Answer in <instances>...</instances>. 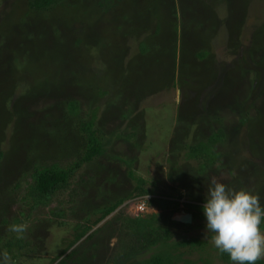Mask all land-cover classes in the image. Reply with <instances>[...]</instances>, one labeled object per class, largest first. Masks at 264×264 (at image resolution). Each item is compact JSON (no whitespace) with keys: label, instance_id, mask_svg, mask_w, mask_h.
<instances>
[{"label":"rangeland","instance_id":"obj_1","mask_svg":"<svg viewBox=\"0 0 264 264\" xmlns=\"http://www.w3.org/2000/svg\"><path fill=\"white\" fill-rule=\"evenodd\" d=\"M98 1L38 12L27 0H0V264H58L72 250L67 264L144 263L162 246L119 259L130 248L129 221L160 214L153 196L179 202L174 221L191 215L198 224H166L170 253H182L177 264H232L186 204L201 206L216 178L248 187L264 205V0H111L109 9ZM186 38L209 55L192 58ZM95 110L105 153L36 206L31 174L78 157ZM218 128L224 155L202 170L187 148ZM139 178L154 195L136 190ZM121 198L56 259L99 208ZM190 239L199 243L179 245Z\"/></svg>","mask_w":264,"mask_h":264},{"label":"trees","instance_id":"obj_2","mask_svg":"<svg viewBox=\"0 0 264 264\" xmlns=\"http://www.w3.org/2000/svg\"><path fill=\"white\" fill-rule=\"evenodd\" d=\"M64 0H27L28 6L38 12H45L52 7L63 3ZM119 1V0H118ZM111 0H99L97 4L104 9H109L108 5ZM106 5V6H105ZM175 30H177L176 24L174 25ZM159 33L160 31L152 32L146 39V41L141 42L140 50L141 53H146L151 46L153 41L151 38L153 34ZM188 43L195 47L192 58H197L199 60H204L207 55H209V49L202 48L196 44V46L188 39L184 41V46ZM192 61V60H191ZM185 82V80H184ZM160 90V88L158 87ZM163 88H161L162 90ZM158 91V90H156ZM70 112L76 114L78 108V102L72 101L69 104ZM96 110L88 121H85L82 126V131L85 133L84 146L79 153V156L74 158L66 166H60L57 163L50 165H42L37 167L35 171L31 174L32 183L30 184V191L33 195L34 204H49L54 196L69 190L73 184V180L77 176L78 172L87 164L92 162L96 157H99L105 153V145L103 134L96 127ZM212 126V124H210ZM226 141V132L222 128H218L213 131L208 137L207 141H202L196 145H189L187 148L186 155L188 158L196 159L201 161L202 170L209 168L217 160H221L224 153L222 152V146ZM145 180L142 178L138 179V185L136 190L140 194H153L155 189L146 188ZM124 201V198L119 199L109 205H105L99 208L96 212L100 215L92 221L91 225L85 227L84 231L76 236L67 247H65L56 259L62 257L68 250L80 240V238L89 231L92 226L100 223L104 218L114 212ZM149 204L157 206L160 209V214L154 215L148 218L133 219L134 221H129L131 224L129 226V235L132 237L130 248L125 252L123 258L119 261L127 259L132 255L140 253L142 250L152 249L155 246H162V249L156 251L150 258L146 259L140 264H177V261L181 260V252L172 254L168 249V242L172 238V231L166 224H176L184 227L198 226V224H186L172 219V215L178 210L179 202L170 198H161L158 196H153L148 200ZM34 204L32 205L33 207ZM187 207H194L193 221L203 218L202 208L199 205L188 203ZM264 228V224L261 225ZM199 243L196 239L184 240L179 243V245H188ZM74 250L70 251L66 257L62 258L58 264H67V260L71 258ZM223 259L230 261L227 253H222ZM256 264H264L263 259L257 261Z\"/></svg>","mask_w":264,"mask_h":264},{"label":"clouds","instance_id":"obj_3","mask_svg":"<svg viewBox=\"0 0 264 264\" xmlns=\"http://www.w3.org/2000/svg\"><path fill=\"white\" fill-rule=\"evenodd\" d=\"M201 208L206 235L211 233L213 246L227 253L232 264L264 259V205L258 193L211 178Z\"/></svg>","mask_w":264,"mask_h":264},{"label":"water","instance_id":"obj_4","mask_svg":"<svg viewBox=\"0 0 264 264\" xmlns=\"http://www.w3.org/2000/svg\"><path fill=\"white\" fill-rule=\"evenodd\" d=\"M182 221L186 224H189L192 222V216L191 215H188L187 218L185 219H182Z\"/></svg>","mask_w":264,"mask_h":264},{"label":"built area","instance_id":"obj_5","mask_svg":"<svg viewBox=\"0 0 264 264\" xmlns=\"http://www.w3.org/2000/svg\"><path fill=\"white\" fill-rule=\"evenodd\" d=\"M139 208L141 209V211H143L145 209V203H140Z\"/></svg>","mask_w":264,"mask_h":264}]
</instances>
